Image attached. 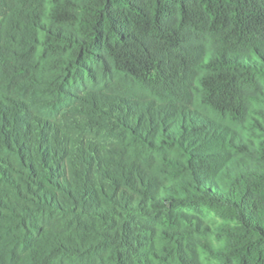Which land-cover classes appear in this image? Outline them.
Segmentation results:
<instances>
[{"label":"trees","instance_id":"1","mask_svg":"<svg viewBox=\"0 0 264 264\" xmlns=\"http://www.w3.org/2000/svg\"><path fill=\"white\" fill-rule=\"evenodd\" d=\"M0 264H264V0H0Z\"/></svg>","mask_w":264,"mask_h":264}]
</instances>
